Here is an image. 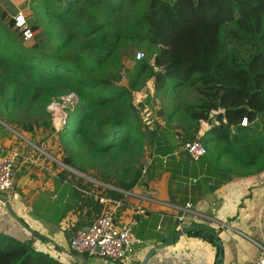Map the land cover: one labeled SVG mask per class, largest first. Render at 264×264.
<instances>
[{
  "label": "trees",
  "instance_id": "16d2710c",
  "mask_svg": "<svg viewBox=\"0 0 264 264\" xmlns=\"http://www.w3.org/2000/svg\"><path fill=\"white\" fill-rule=\"evenodd\" d=\"M27 8L34 18L26 19L35 37L29 45L14 28L17 11L9 14L0 1V120L11 123L7 118L13 111L30 115L34 127L28 122L23 136L61 164L129 191L141 177L147 150L150 180L156 160L175 148L161 128H149L142 120L144 104L134 101L132 91L150 78L154 94L171 105L164 117L169 129L176 122L179 146L199 140L206 148L200 163L215 162L217 179L208 191L233 175L263 170L264 0L245 9L234 0H28ZM51 20L57 24L52 28ZM129 43L145 56L135 60L134 53L128 54L133 64L123 84L119 53ZM70 92L77 102L57 131L46 106ZM187 92L195 99L187 100ZM243 117L246 126L240 125ZM203 122L209 127L199 134ZM41 128L51 136L46 144L45 137L35 136ZM179 156V162L169 163L189 167L188 153ZM47 162L60 180L73 183L68 200L86 207V214L100 213L98 197H122L99 185L85 194L78 188L89 191L90 181ZM86 218L84 225L94 221ZM186 234L215 246L216 257L222 254L218 228L191 227ZM0 264L80 263H65L35 248L32 239L0 230Z\"/></svg>",
  "mask_w": 264,
  "mask_h": 264
},
{
  "label": "crops",
  "instance_id": "0c3cea01",
  "mask_svg": "<svg viewBox=\"0 0 264 264\" xmlns=\"http://www.w3.org/2000/svg\"><path fill=\"white\" fill-rule=\"evenodd\" d=\"M15 10H19V5ZM208 127L209 123L203 122L199 134ZM3 133L0 130V152L16 149L20 156L14 165L13 189L0 194L14 213L10 214L0 201V230L21 240L32 239L35 248L65 263L81 264L79 256L68 250V243L77 229L88 226L84 225L88 221L86 217L94 220L103 206L99 214H86V207L81 208L75 199L68 200V190L73 183L69 178L60 180L56 176L51 164L38 153L41 151L38 146L32 142L27 146L15 133L11 137ZM162 134L175 148L161 157L166 162L156 160L150 180L145 173L150 163H143L141 177L129 191L103 186L94 179L78 175L93 184L89 191L78 188L85 194H91L93 186L98 185L122 193V206L116 211L119 223L137 219L133 233L140 242L134 246L126 264H140L153 246L163 243L162 239L166 242L178 231L186 229L187 232L191 227L218 228L222 246L219 264H249L258 255L250 238L264 236L258 216L264 202V168L246 176L233 175L208 191L217 179L215 162L191 161L189 167L170 164L179 162L180 152L185 150L179 146L172 129L164 127ZM205 178L209 181L207 185L203 183ZM97 193L98 190L94 198ZM188 202L192 204V212L185 210ZM137 208L144 213L133 214ZM191 214H199L201 221L189 224L187 220L177 219ZM186 232L156 249L146 264H216L221 257H216L215 246L201 238L190 237ZM102 259L106 264H125Z\"/></svg>",
  "mask_w": 264,
  "mask_h": 264
},
{
  "label": "built area",
  "instance_id": "2783aa9c",
  "mask_svg": "<svg viewBox=\"0 0 264 264\" xmlns=\"http://www.w3.org/2000/svg\"><path fill=\"white\" fill-rule=\"evenodd\" d=\"M14 28L22 32V40L24 43L29 42L33 38V33L27 26V20L24 13L18 10L13 15ZM145 56L144 51L139 50L134 54L135 60H139ZM70 103L71 108L77 102V96L73 92L61 95L52 99L46 106L47 112L50 113L52 125L55 130H59L65 122V115L61 116V110L65 103ZM246 117L240 121L241 126L248 125ZM177 138V136H176ZM183 149L188 153L192 161H199L206 153L205 146L199 140L187 141L183 145ZM20 152L16 149L2 150L0 152V194L11 191L14 187V165L19 158ZM148 159L147 163H150ZM165 162V158H162ZM98 202L102 204L101 213L94 221L76 230L74 236L68 243V250L76 256L88 257L96 256L112 261H120L127 263L134 246L140 240L134 235L133 229L137 224L136 218H131L128 222L119 223L116 219V211L122 206L120 199L101 196ZM185 210L192 212V204L186 203ZM144 213L142 209L137 208L133 214ZM259 226L264 231V202L259 210ZM180 222L187 220L189 224L201 221L199 214H191L189 216H178ZM251 243L257 248L258 255L250 261L249 264H264V236L260 239L250 238Z\"/></svg>",
  "mask_w": 264,
  "mask_h": 264
},
{
  "label": "rangeland",
  "instance_id": "374dc122",
  "mask_svg": "<svg viewBox=\"0 0 264 264\" xmlns=\"http://www.w3.org/2000/svg\"><path fill=\"white\" fill-rule=\"evenodd\" d=\"M0 1H1L2 6L7 10V12L9 14L13 15L16 12V10H15L16 6L19 5V10H21L24 13L25 18L27 20L28 19H34L32 10L27 8V1L28 0H0ZM234 1L237 2L239 8L245 9V8H249V7L253 6L257 0H234ZM51 21L52 22L50 24V28L57 25V24H55L56 22L54 20H51ZM34 39H35V37H33L29 42H27L25 44L26 45L31 44L34 41ZM74 45H75L74 43L69 44L68 45L69 50H72L70 48H73ZM139 50L140 49H136L133 45H131L129 43L119 53V56L121 57L122 62H123V66H124V68L121 69V82L123 84H127L126 73H127V70H129L133 64V60L128 56V54H131V53L135 54V52L139 51ZM132 92L134 95V101L135 102H142L144 104L140 109V114H141L143 121L148 120L149 128L157 127V128L163 129L164 127H166V123H168V122L164 116H166L167 113L165 114V112L167 109L171 108V105L168 104L167 98L161 97V96H156L154 94V90L152 88V79L144 78L140 87L138 89L132 91ZM185 98L187 100H194L195 95L192 94V92L191 93L187 92V93H185ZM69 105H70V103H68V102L64 104V107L61 110V116L64 115L66 107L68 108ZM46 111H47V109H46ZM160 111H164V113L160 114L159 113ZM1 113L4 117H6L5 112L1 111ZM9 114H10L11 118H7V119L9 121H11V123L8 121L4 123L3 121L0 120V130L2 132H4L2 135H5L7 137H11L13 135V133H15L20 140H22L27 146H30L32 143L28 139H26L23 136V134L26 133V130H27L26 127H27L28 122H30L32 127H34V125L31 123L32 118L30 117V115L25 114L24 112H22L20 110L19 111H13L12 113H9ZM170 125L172 126L171 128L173 130V133H176L178 130V128L176 126V122L172 121ZM41 130H42V128L39 129L38 131H36L35 136L39 140L40 139L42 140V138L45 137L44 142L46 144L50 141L51 136H49L47 134H42ZM28 142H30V144H28ZM53 146L55 147L56 143H54ZM38 148L41 149V151H39L38 153H40L41 156L46 159V161H50V162L54 161L59 166L67 168L66 166L61 164L59 160L53 158V156H51L49 153L45 152L42 147H38ZM147 153H148L147 150H145V154L143 155V159H142V162L144 164L146 163V161H148V158H149V155ZM71 170H72V173L76 174L77 176L80 175V176L86 177V175H84L83 173H81L75 169H71ZM88 178H90V177H88ZM90 179H92V178H90ZM100 184L103 186H106L102 183H100ZM15 219H17V218L15 217ZM88 260L93 264H106L101 257L92 256V257H88Z\"/></svg>",
  "mask_w": 264,
  "mask_h": 264
},
{
  "label": "water",
  "instance_id": "95a60500",
  "mask_svg": "<svg viewBox=\"0 0 264 264\" xmlns=\"http://www.w3.org/2000/svg\"><path fill=\"white\" fill-rule=\"evenodd\" d=\"M209 122H210V120H209ZM66 167H67V166H66ZM67 168H68L69 170L72 169V168H70V167H67ZM71 171H72V170H71ZM0 201H2V202L5 204L6 208L9 210V212H10L11 214H14L13 211L11 210V207H10L9 203L7 202V200H6L5 198L0 197ZM185 232H186V229L183 230V231H178L172 239H170V240H168V241H166V242H163V243H161L160 245H155V246H153V247L150 249V251L148 252V254L144 257V259L142 260V262H141L140 264H146L147 261H148V259L152 256V254L154 253V251H155L156 249L160 248L162 245H165V244H167V243H172L174 239H176L179 235H181L182 233H185ZM219 244H220V242H219ZM220 257H221V255L218 256V259H219ZM79 258H80L81 261H82L81 264H91L90 261H89L85 256H79Z\"/></svg>",
  "mask_w": 264,
  "mask_h": 264
}]
</instances>
